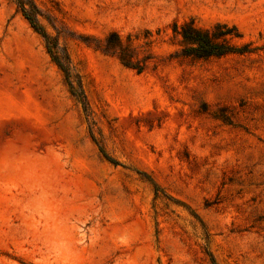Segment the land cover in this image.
Wrapping results in <instances>:
<instances>
[{
	"label": "rangeland",
	"instance_id": "374dc122",
	"mask_svg": "<svg viewBox=\"0 0 264 264\" xmlns=\"http://www.w3.org/2000/svg\"><path fill=\"white\" fill-rule=\"evenodd\" d=\"M29 1L86 106L0 0V264H264V0Z\"/></svg>",
	"mask_w": 264,
	"mask_h": 264
},
{
	"label": "trees",
	"instance_id": "16d2710c",
	"mask_svg": "<svg viewBox=\"0 0 264 264\" xmlns=\"http://www.w3.org/2000/svg\"><path fill=\"white\" fill-rule=\"evenodd\" d=\"M16 2L19 10L29 21L30 25L44 37L48 52L66 74L71 92L84 106H86L83 92L76 89L70 79L69 67L57 55L55 51V43H51V37L40 24L36 7L29 0H16ZM234 30V26L228 27L227 25L220 23L216 24L212 29H202L195 26L192 22H189L181 26L180 33L183 37V41L190 45L188 54H192L196 57H208L241 51L239 47L230 43L228 40L229 37L233 36ZM235 35H238V33H235ZM100 150L107 159L114 161L103 147H100ZM213 264L217 263L214 261Z\"/></svg>",
	"mask_w": 264,
	"mask_h": 264
}]
</instances>
